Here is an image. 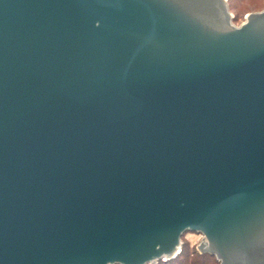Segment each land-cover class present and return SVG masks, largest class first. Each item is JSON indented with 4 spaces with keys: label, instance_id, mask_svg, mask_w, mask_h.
<instances>
[{
    "label": "water",
    "instance_id": "1",
    "mask_svg": "<svg viewBox=\"0 0 264 264\" xmlns=\"http://www.w3.org/2000/svg\"><path fill=\"white\" fill-rule=\"evenodd\" d=\"M0 0V264H158L182 237L264 264V9Z\"/></svg>",
    "mask_w": 264,
    "mask_h": 264
},
{
    "label": "rangeland",
    "instance_id": "2",
    "mask_svg": "<svg viewBox=\"0 0 264 264\" xmlns=\"http://www.w3.org/2000/svg\"><path fill=\"white\" fill-rule=\"evenodd\" d=\"M229 3L232 7L230 12L233 17H236V21H233L235 25H239L246 14L264 9V0H229ZM201 238L200 234L188 232L182 237V243H186L190 248L195 249Z\"/></svg>",
    "mask_w": 264,
    "mask_h": 264
},
{
    "label": "trees",
    "instance_id": "3",
    "mask_svg": "<svg viewBox=\"0 0 264 264\" xmlns=\"http://www.w3.org/2000/svg\"><path fill=\"white\" fill-rule=\"evenodd\" d=\"M227 3L229 10H231L232 7L231 4L229 3V0L227 1ZM233 21H236V17L233 18ZM158 264H219V263L215 260L213 256H210L208 254L198 255L197 251L194 248H190L188 244L183 243L181 247V251L176 258L166 262L160 261L158 262Z\"/></svg>",
    "mask_w": 264,
    "mask_h": 264
}]
</instances>
